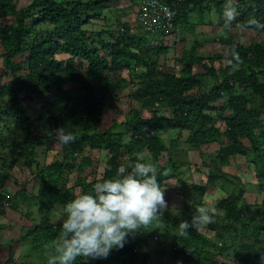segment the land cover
Listing matches in <instances>:
<instances>
[{
    "label": "trees",
    "instance_id": "1",
    "mask_svg": "<svg viewBox=\"0 0 264 264\" xmlns=\"http://www.w3.org/2000/svg\"><path fill=\"white\" fill-rule=\"evenodd\" d=\"M129 1L137 5V0ZM121 2L0 0V96L10 99L8 110L0 105V119L3 114L15 116L22 137L18 159L29 168L36 163L34 176L40 178L35 195L23 188L14 197L0 192V214L4 202L17 209L33 199H41L44 205L40 211L47 213L56 204L64 205L73 198V186H68L72 173L80 194L112 176L119 166L133 162L139 152L157 167L160 186L168 189L167 180L184 164H190L188 160H175L176 146L181 152L198 150L202 165L208 167V161L211 165L206 185L180 183L184 180L177 177L173 187H179L182 194L178 208L184 209L188 203L203 207L207 185L222 175L218 173L224 165L238 157L252 162L257 184L264 189V40L243 42L239 33L243 29L264 32V28L249 24L253 19L264 24V0H232L238 16L230 27L222 19L227 0H165L176 10V16L174 28L164 36L173 35L178 26L181 31L189 30L194 26L189 19L194 16L198 23L206 17L212 23V16H216L215 23L223 29L214 37L221 45L218 53L196 55V43L190 51H182L176 60L178 68L173 66V70L160 64L159 57L169 49L159 43L162 38L148 37L139 27L132 28L127 18L118 17L119 25L114 30L84 28L105 19V13ZM243 24L249 26L241 27ZM196 66L202 71L196 72ZM127 85L131 98L140 106L132 107L125 120L110 118V124L100 129L109 110L118 112L121 92ZM33 101L35 111L30 106ZM155 103L159 107L143 116V108H152ZM25 104L37 117L26 114ZM164 110L168 115L159 114ZM62 126L74 132V142H57L54 132ZM162 130L176 135L166 143L160 136ZM125 133L130 137L128 143L123 142ZM212 143L218 144L214 152L201 150ZM43 145L60 146L62 158L47 165L34 159ZM104 149L107 158L99 177L100 164L92 154ZM8 167H13V161ZM10 178L9 172L0 170V190ZM234 178L225 196L213 198L216 194L212 193L207 197L214 204L208 209L203 231L190 226L181 235L179 226L178 232L168 234L160 229L156 218L130 234L125 246L113 249L107 258L78 257L75 264H152V254L142 246L153 236L158 238L156 244L159 240L169 242L163 245L173 249L170 264H264V197L259 215H249L245 187L239 177ZM197 190H202L201 196H195ZM167 207L163 210H169ZM178 220L174 217L172 224L176 226ZM61 230V224H54L45 214L44 222L24 231L20 241L39 233L45 237L58 235ZM230 256L231 262L221 260ZM10 260H0V264H9Z\"/></svg>",
    "mask_w": 264,
    "mask_h": 264
},
{
    "label": "rangeland",
    "instance_id": "2",
    "mask_svg": "<svg viewBox=\"0 0 264 264\" xmlns=\"http://www.w3.org/2000/svg\"><path fill=\"white\" fill-rule=\"evenodd\" d=\"M21 1L23 2L28 0ZM119 4L120 5L118 7H113L111 11L105 13V19H97L94 21V23L85 25L84 28L89 31L101 29L114 30V28L119 25V17L121 20L127 18L130 21L132 28L139 27L141 29L140 32H143V34L147 35L148 37L157 38L161 36V33H146L142 30L136 19H134L135 9L137 10V7L136 5L135 7L132 6L131 1L122 0V2ZM209 19V17H206L203 22L198 23V20L195 16L191 17L189 21L190 24H194V26L189 25V30L181 31L180 27L178 26L175 28L173 35L163 36L162 41H159V43L163 45L167 44L169 49L165 56L159 57L160 64L165 65L168 70H173V66L178 68L176 60H178L182 51L185 49L190 51L196 43L198 44L195 50L196 55L218 53L221 45L218 43V41H216V38L214 39V37L220 35L223 29H221V27L215 23L216 16H212V23H210ZM137 31L138 30H136V32ZM239 33L241 35V41L243 42L248 43L252 42L253 40H264V32L258 33L243 29L240 30ZM58 56V58H65L66 55ZM218 64L219 62L216 61L215 65L218 66ZM195 71H202V69L196 66ZM123 75H125L124 78L127 80V73L124 72ZM66 86L69 87L71 85ZM130 93L131 92L128 85L125 86L120 96L122 102L119 103L118 107L121 111L118 110L116 113L113 110H109L108 115L105 118V122H103L99 127L100 129H103L110 124V118L125 120L127 112H131L132 107L138 108L140 106L139 103L131 98ZM31 103L33 104L30 106L35 111L36 102L33 101ZM0 105L5 110H8L7 107L10 105V99L7 95L3 97L0 96ZM23 106L28 107L26 104ZM33 110L29 109L28 107L26 114L31 117H37V113H35ZM147 112L149 111L143 108L142 115H148ZM159 114L168 115V112L164 110L159 112ZM6 125L9 126L8 129H6ZM19 132H21V129L17 124L15 116H12L11 114L9 115V113L6 115L3 114L2 119H0V170L3 172H9L11 178L6 184V187L3 190H0V192H4L6 195H10V197H14L17 193L23 192L22 188L35 195L38 193L40 186V178H35L34 176L38 171L36 163H33L31 168H29L24 164L23 160L18 159L19 152L22 150L18 146V144L22 142L21 135H18ZM169 132L170 131L167 130H162L160 132V136L165 138L163 140H165L166 143H169L167 141L169 139ZM125 135V137H129L128 133H125ZM172 135L174 136L176 134L173 133ZM182 138L183 136L181 139ZM245 142L247 143V141ZM217 148L218 144L212 143L202 146L201 150L206 154H210ZM176 149L177 150L173 149L175 160L179 159L185 162L188 160L190 164H184V166H182L179 170L180 172L178 171V174H174L172 178L167 180L168 189H164V194L168 193V191H170V193H168L167 196L165 195L164 198L165 200L169 199L168 201L170 205L167 207L169 210H162L160 216L157 217L159 220L158 226L161 225L160 229L162 231H167L168 234L176 233L178 232L177 230L179 226L182 224L181 222L187 221L189 224L191 223L193 216L196 214V210H199L200 208L211 209L210 207L212 204H214V202L210 199L207 200V197L213 195L212 193L216 194L213 196V198L225 196V192L231 187L230 182L235 183L236 181L234 177H239L240 182H242L245 187L244 197L249 204L247 213L249 215H259L261 212L262 199L264 197V189H260L259 185L257 184L258 178L254 172L252 162L248 161L244 157H238L233 159L229 165H224L222 170L218 173L222 175H218V178H215L211 184L207 185L205 191H203L204 196H206L202 200L203 207H201L199 204L188 203V205H185L184 209L183 207L178 208V203L182 200V194H180L181 190L179 187H173L176 184L177 177H182L181 179L184 180L180 183L199 184L198 182H200L201 185H206L207 174L209 169L211 170V165L209 166V161L206 164L208 167L202 165L198 150H187L181 152L177 146ZM184 153L189 154V156ZM92 157L95 161H97L98 165L100 164V170H97L99 174L98 176L100 177L102 175L104 162L107 158V151L106 149L95 151L92 154ZM60 158H62L61 147H56V145H51V147L44 145L38 147L37 153L34 157V159L45 165ZM208 159L210 160V157ZM12 161L13 167L9 169L8 166L12 163ZM148 162L151 163L150 160ZM196 165H198L200 168L196 169ZM74 184H76V175L75 173H72V175L69 177L68 186H73V194L78 195L79 185L76 186ZM213 186H216V188ZM203 192L202 190H197V192H195V196H201ZM43 205L44 203L41 199L30 200L29 203L27 202L26 205L19 206L17 209H14L6 202L3 203L4 211L0 214V260L2 263L10 260L9 258L12 256L9 264H47V258L53 254L52 246L60 238L61 233L54 236L50 235L48 237H45L42 233H39L20 241V236L22 233H25L24 231H27L35 225L44 222L45 214H48L49 218L54 224L60 223L58 217L61 215L63 205L56 204L47 213L40 211V207H43ZM21 209H23L24 212H21ZM26 211L28 212L26 213ZM174 217H177L180 220L177 221L176 226L172 224ZM204 223L206 224V222ZM202 224L203 223L197 224L195 227L203 231L204 229H202ZM22 228H24V231ZM157 239L158 238L156 236H153V239L150 240L148 244L143 245L142 247L144 251H149L152 254V264H163L161 261H164V264H170L169 259L172 254V247L170 248V246H167L169 245L167 240H159V244H156L155 241H157ZM165 243L168 244L164 246L163 244ZM228 258L229 259L223 257L221 260H228V262H231V256ZM84 259L89 260L90 258L84 257ZM233 260H236V257H233ZM254 264H260V262L255 261Z\"/></svg>",
    "mask_w": 264,
    "mask_h": 264
},
{
    "label": "clouds",
    "instance_id": "3",
    "mask_svg": "<svg viewBox=\"0 0 264 264\" xmlns=\"http://www.w3.org/2000/svg\"><path fill=\"white\" fill-rule=\"evenodd\" d=\"M237 16L238 10L232 0H227L222 12L224 24L232 26ZM249 24L264 28V24L255 19ZM54 135L61 145L76 139L74 132L66 126L55 129ZM129 140L130 137H125L123 142ZM158 175L157 167L139 152L133 162L119 166L112 176L95 182L90 190L65 202L58 217L61 235L52 246L53 254L47 258V264H75L78 257L107 258L113 249H122L130 234L152 224L167 207ZM208 219V209L196 210L191 225L187 221L180 225V234Z\"/></svg>",
    "mask_w": 264,
    "mask_h": 264
},
{
    "label": "built area",
    "instance_id": "4",
    "mask_svg": "<svg viewBox=\"0 0 264 264\" xmlns=\"http://www.w3.org/2000/svg\"><path fill=\"white\" fill-rule=\"evenodd\" d=\"M176 10L165 0H137L135 19L148 33H161L160 39L174 28ZM158 103L154 104V109Z\"/></svg>",
    "mask_w": 264,
    "mask_h": 264
},
{
    "label": "crops",
    "instance_id": "5",
    "mask_svg": "<svg viewBox=\"0 0 264 264\" xmlns=\"http://www.w3.org/2000/svg\"><path fill=\"white\" fill-rule=\"evenodd\" d=\"M170 134H169V139L167 140L168 142H169V140H170V138H171V136H172V132H169ZM163 139H165V138H163Z\"/></svg>",
    "mask_w": 264,
    "mask_h": 264
}]
</instances>
